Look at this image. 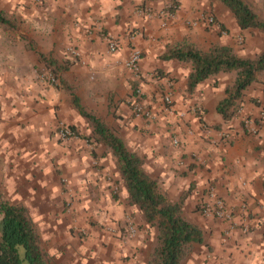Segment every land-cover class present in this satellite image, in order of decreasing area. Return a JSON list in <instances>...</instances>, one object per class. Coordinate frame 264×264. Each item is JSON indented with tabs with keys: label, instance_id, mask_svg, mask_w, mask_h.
<instances>
[{
	"label": "crops",
	"instance_id": "0c3cea01",
	"mask_svg": "<svg viewBox=\"0 0 264 264\" xmlns=\"http://www.w3.org/2000/svg\"><path fill=\"white\" fill-rule=\"evenodd\" d=\"M172 2V16L159 17ZM252 4L264 20V4ZM0 12L14 25L0 24V191L27 207L42 245L57 264L64 253L69 264H145L143 253L153 240L152 228L128 203L110 155L101 153L103 147L98 145L94 155L92 144L81 136L58 139L60 120L80 134L90 132L72 104L70 88L82 106L142 156L145 169L170 199L189 189L183 211L203 228L205 244L185 264H264V121L251 135L240 117L225 123L217 113L231 74L219 73L189 92V66L162 58L166 45L184 40L201 49L219 43L247 54L238 40L248 39L252 30L240 29L216 0H0ZM208 13L222 31L198 21ZM109 38L118 42L112 53ZM132 43L143 51L139 75L124 66ZM70 46L78 50L77 59L68 54ZM39 54L52 55L61 64L71 62L56 85L38 80L37 69L44 65ZM156 70L168 75L159 82L171 93L181 118L164 112ZM135 83L155 120L133 112L128 101ZM263 105L262 84L256 82L244 93L241 114L256 119ZM226 132L229 137L223 139ZM173 136L178 146L172 144ZM114 187L119 197L113 196ZM211 189L234 207V221L199 209L209 201ZM64 198L74 201L67 215ZM246 214L250 230L243 232L239 218ZM74 215L87 236L74 231ZM127 215L137 228L130 241L123 225ZM90 247V255H83ZM124 256H129L126 263Z\"/></svg>",
	"mask_w": 264,
	"mask_h": 264
},
{
	"label": "trees",
	"instance_id": "16d2710c",
	"mask_svg": "<svg viewBox=\"0 0 264 264\" xmlns=\"http://www.w3.org/2000/svg\"><path fill=\"white\" fill-rule=\"evenodd\" d=\"M216 1L231 12L240 29L264 32V20L245 0ZM171 5L173 9L175 4L172 2ZM0 24H4L5 27L14 26L11 19L1 12ZM39 58L44 66L59 78L71 64L69 61L61 64L52 55L39 54ZM162 58L173 59L189 66L186 81L189 92L193 91L200 82L219 73L232 75V81L226 85L224 95L216 105V111L225 123L240 117L238 111L242 98L252 84L256 82L262 84L264 97V51L250 58L238 55L228 45L214 43L207 49H201L184 40L166 45ZM154 73L158 81L159 93L164 96L165 88L159 80L168 75L162 70H156ZM137 89H139L138 84L135 83L128 101L131 108L134 99L144 100L142 94L137 93ZM69 90L75 110L90 128L88 134L84 133L80 136L92 144L94 155L98 145L103 147L101 148L103 153L110 155L121 178L128 203L139 209L143 222L155 231L146 264H184L191 258L197 246L205 244L203 228L191 221L183 211L189 189L177 200L170 199L160 189L158 180L145 169L142 156L133 151L126 140L100 117L82 106L78 96L71 88ZM71 128L75 130L72 126ZM262 186L264 189V181ZM203 208L202 205L199 209L203 212ZM262 235L264 240V229ZM0 264H57L43 247L27 207L23 203L7 199L1 191Z\"/></svg>",
	"mask_w": 264,
	"mask_h": 264
},
{
	"label": "built area",
	"instance_id": "2783aa9c",
	"mask_svg": "<svg viewBox=\"0 0 264 264\" xmlns=\"http://www.w3.org/2000/svg\"><path fill=\"white\" fill-rule=\"evenodd\" d=\"M36 3H41L44 1H49V0H32ZM139 12L143 13L145 11L139 10ZM172 8L170 5L166 6L165 9H162L161 11L158 12L159 17L163 18H170L172 16ZM199 22H203L209 25H212L215 27L217 30L222 31L221 24L217 21L216 17L210 13L208 14H200L198 17ZM167 23L163 21L161 23L162 27H166ZM129 41L132 42L134 39V35L130 33L128 35ZM130 52L125 59L124 66L125 68L130 71L131 73L135 75H139L141 73V68H140V62L143 56V51L134 45L133 43L130 45ZM118 48V42L116 39L109 38L108 39V51L110 53L115 52ZM67 52L69 55L77 59L79 56V52L77 49L74 47H68ZM37 78L39 81L42 83H46L48 85H56L59 81V77L54 74L50 69L45 67L44 65L40 68L37 69ZM137 93L141 95V92L139 89H137ZM162 103H163V110L166 114L168 115H177L178 117H182V113L177 112L176 109L174 108L173 101H172V95L170 92H166L162 98ZM133 105V112H135L138 115H141L147 119L150 120H155L156 114L154 111L145 105L144 100H135L132 103ZM242 109L240 107L238 114L241 117L243 129L246 133L255 135L258 131V122L259 121H264V105L263 107L260 108L257 119L251 118L248 115H242L241 114ZM257 120V121H256ZM56 135L60 141H68L69 139H77L79 138L78 133L71 128V126L66 123L63 120L58 121L57 126H56ZM229 133H223L222 138L223 139H228ZM171 142L174 146H178L179 144V139L175 136L172 137ZM63 181H67L66 179H63ZM208 198L209 201L205 202L204 204V212L213 215L214 217H217L220 220L227 221V222H232L235 220L236 213L235 210L228 207L223 199L217 195V193L211 189L208 192ZM241 211L245 212L244 205L240 206ZM241 228L244 232H247L250 230V223L247 214L245 216H242L239 218ZM125 226L127 229V238H131L132 236L135 235L136 233V226L131 217H127L125 220ZM111 230V229H110Z\"/></svg>",
	"mask_w": 264,
	"mask_h": 264
},
{
	"label": "rangeland",
	"instance_id": "374dc122",
	"mask_svg": "<svg viewBox=\"0 0 264 264\" xmlns=\"http://www.w3.org/2000/svg\"><path fill=\"white\" fill-rule=\"evenodd\" d=\"M248 4H249V6L253 9V10H255L254 8H253V4L252 3H262V4H264V0L263 1H261V0H245ZM255 12V11H254ZM256 13V12H255ZM249 31H251L252 29H248ZM238 42L241 44V46H242V48H244L245 46L248 48V50H247V54H239V53H237L238 55H240V56H243V57H250V58H253V57H255V56H257L259 53H261V52H263L264 51V32H260V31H258V30H252V32H251V34H250V36L248 37V39H246V37L245 36H243V37H240L239 38V40H238ZM260 83V82H259ZM256 103H259V102H256ZM249 116V115H248ZM249 117H251V116H249ZM257 119V118H256ZM241 125H242V122H241ZM242 127H243V125H242ZM77 133H78V135L80 136V133H79V131L78 130H75ZM104 151L102 150V152L101 153H103ZM61 181H62V183H64V184H66L67 183V181L65 182V181H63V178H61ZM122 182V181H121ZM2 192V191H1ZM2 194H3V192H2ZM113 196H117V197H119V192H118V188L117 187H114L113 188ZM4 195V194H3ZM128 201V200H127ZM224 201V200H223ZM14 202V201H13ZM73 200H70V199H66V198H64V200H63V205H64V212H65V215H67L66 213H67V209H70L71 207H70V205L71 204H73ZM20 203V202H19ZM226 204V203H225ZM228 207H230V208H232V209H234V207H231V206H228ZM75 210V209H74ZM235 210V209H234ZM66 217H68V216H66ZM126 218L127 217H131L130 215H127V216H125ZM124 217V221H123V225H124V227H125V236H126V234H127V229H126V226H125V220H126V218ZM263 217H264V215H263ZM132 218V217H131ZM216 218V217H215ZM71 219H75V221H73V222H75V224H74V226H72L75 230V232L76 233H78L79 235H81V236H87V234H86V231L85 230H83L81 227H77L76 226V221H77V219H76V215H74ZM97 225H99V226H101L98 222H95ZM135 223V222H134ZM76 226V227H75ZM136 226V225H135ZM122 229H123V227H122ZM263 229H264V219H263ZM109 231H111V234L112 233H114L115 231H113L112 229L110 230L109 229ZM136 231H137V228H136ZM243 231V230H242ZM244 232V231H243ZM248 232V231H247ZM152 233H153V240L151 241V243L149 244V248L147 249V250H145L144 251V253H143V260L145 261V264H146V261H147V257H148V253H149V251H150V249H151V246H152V244H153V241H154V234H155V231L152 229ZM136 234V233H135ZM134 236H136V235H134ZM134 236H132L131 238H127V239H129V241H130V239L132 240V238L134 239ZM43 247H44V245H43ZM45 248V247H44ZM46 250H47V248H45ZM83 248H80V250H82ZM90 250H91V247L89 248V249H84V254L83 255H87L89 252H90ZM197 250H198V246H197V249H196V251L193 253V254H195L196 252H197ZM105 252V251H104ZM104 252H102V253H104ZM89 255H90V253H89ZM103 256L102 257H105V255L106 254H102ZM70 256L68 255V254H66V253H64V255H63V257L60 259V260H58L59 261V263L58 264H69L68 263V261H69V258ZM129 256H124V258H122V261L123 262H127L128 260H129V258H128ZM192 257V256H191ZM188 262H189V260H188ZM186 263V262H185ZM184 263V264H185ZM190 263V262H189ZM87 264H89V263H87Z\"/></svg>",
	"mask_w": 264,
	"mask_h": 264
}]
</instances>
